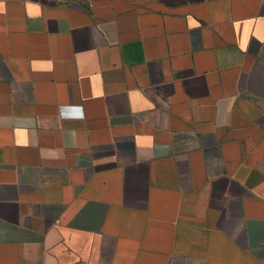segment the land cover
I'll return each instance as SVG.
<instances>
[{"label":"crops","instance_id":"0c3cea01","mask_svg":"<svg viewBox=\"0 0 264 264\" xmlns=\"http://www.w3.org/2000/svg\"><path fill=\"white\" fill-rule=\"evenodd\" d=\"M0 264H264V0H0Z\"/></svg>","mask_w":264,"mask_h":264}]
</instances>
